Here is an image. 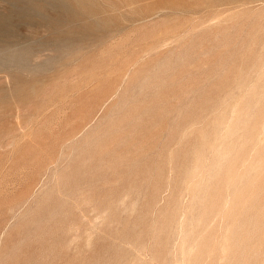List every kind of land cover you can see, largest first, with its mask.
<instances>
[{
	"label": "rangeland",
	"instance_id": "1",
	"mask_svg": "<svg viewBox=\"0 0 264 264\" xmlns=\"http://www.w3.org/2000/svg\"><path fill=\"white\" fill-rule=\"evenodd\" d=\"M114 1L0 2V264H264V0Z\"/></svg>",
	"mask_w": 264,
	"mask_h": 264
},
{
	"label": "bare ground",
	"instance_id": "2",
	"mask_svg": "<svg viewBox=\"0 0 264 264\" xmlns=\"http://www.w3.org/2000/svg\"><path fill=\"white\" fill-rule=\"evenodd\" d=\"M18 1H19V0H18ZM35 1H36V0H35ZM43 1H44V0H43ZM48 1H49V0H48ZM55 1H56V0H55ZM89 1H90V0H89ZM112 1H113V0H112ZM115 1H116V0H115ZM115 1H114V2H115ZM129 1H130V0H129ZM218 1H220V0H218ZM218 1L216 2V4L218 3ZM226 1H227V0H226ZM232 1H233V0H232ZM248 1H249V0H248ZM0 2H1V0H0ZM2 2H3V1H2ZM20 2H21V1H20ZM20 2H19V3H20ZM23 2H24V1H23ZM25 2H26V1H25ZM110 2H111V0H110ZM133 2H134V1H133ZM212 2H213V0H212ZM221 2H222V3H223V2L225 3L224 0H221ZM246 2H247V1H246ZM251 2H252V1H251ZM262 2H263V1H262ZM3 3H4V2H3ZM11 3H12V2H11ZM19 3H18V4H19ZM27 3H28V2H27ZM42 3H43V2H42ZM50 3H51V2H50ZM103 3H104V1H103ZM111 3H112V2H111ZM135 3H136V2H135ZM229 3H234V2H229ZM229 3H228V4H229ZM235 3H236V2H235ZM235 3H234V4H235ZM249 3H250V2H249ZM252 3H253V2H252ZM0 4H2V3H0ZM20 4H21V3H20ZM30 4H31V3H30ZM37 4H38V3H37ZM44 4H45V3H44ZM115 4H116V3H115ZM115 4H114V5H115ZM125 4H126V3H125ZM212 4H213V3H212ZM212 4H211V5H212ZM218 4H219V3H218ZM243 4H245V3L243 2ZM250 4H251V3H250ZM2 5H3V4H2ZM4 5H5V3H4ZM26 5H28V4H26ZM100 5H101V4H100ZM100 5H99V6H100ZM105 5H106V4H105ZM107 5H108V4H107ZM120 5H121V4H120ZM211 5H210V6H211ZM237 5H238V4H237ZM246 5H248V4H246ZM33 6H35V5H33ZM41 6H44V5H41ZM46 6H48V5H46ZM81 6L83 7V5H81ZM96 6H98V5H96ZM102 6H103V5H102ZM131 6H132V5H131ZM213 6H214V5H213ZM2 7H3V6H2ZM8 7H9V6H8ZM11 7H12V6H11ZM27 7H28V6H26V8H27ZM50 7L52 8V6H50ZM53 7H54V6H53ZM214 7H215V6H214ZM233 7H234V6H232V8H233ZM235 7H236V6H235ZM237 7H238V6H237ZM21 8H22V6H21ZM21 8H20V9H21ZM23 8H24V7H23ZM37 8H38V7H37ZM41 8H42V7H41ZM61 8H62V7H61ZM77 8H78V7H77ZM110 8H111V7H110ZM124 8H125V7H124ZM133 8H134V6H133ZM133 8H132V9H133ZM138 8H140V7H138ZM242 8H244V7H242ZM6 9H7V8H4V10H6ZM16 9L18 10L17 7H16ZM34 9H35V8H34ZM57 9H58V8H57ZM83 9H84V8H83ZM97 9L99 10V8H97ZM100 9H101V8H100ZM126 9H127V7H126ZM244 9H245V8H244ZM2 10H3V9H2ZM4 10H3V11H4ZM14 10H15V8H14ZM40 10H41V9H40ZM49 10H50V9H49ZM64 10H65V9H64ZM68 10H69V9H68ZM103 10H104V9H103ZM113 10H114V9H113ZM116 10H117V9H116ZM18 11H19V10H18ZM36 11H37V10H36ZM36 11H35V12H36ZM81 11H82V10H81ZM83 11H85V10H83ZM105 11H107V9H106ZM117 11H118V10H117ZM38 12H39V11H38ZM40 12H41V11H40ZM42 12H43V11H42ZM42 12H41V14H42ZM58 12H59V11H58ZM58 12H57V13H58ZM72 12H73V11H72ZM100 12H101V11H100ZM107 12H108V11H107ZM131 12H132V11H131ZM133 12H134V11H133ZM135 12H136V11H135ZM1 13H3V12H1ZM4 13H5V12H4ZM8 13H10V12H8ZM8 13H7V14H8ZM27 13H28V12H27ZM55 13H56V11H55ZM69 13H70V12H69ZM83 13H84V12H83ZM87 13H88V12H87ZM142 13H143V11H142ZM155 13L157 14V12H155ZM28 14H29V13H28ZM30 14H33V13L30 12ZM60 14H61V13H60ZM70 14H71V13H70ZM103 14H104V12H103ZM11 15H12V14H11ZM43 15H44V14H43ZM47 15H48V14H47ZM71 15H72V14H71ZM78 15H79V14H78ZM123 15H124V14H123ZM140 15H141V14H140ZM26 16H27V14H26ZM48 16H49V15H48ZM76 16H77V15H76ZM89 16H90V13H89ZM91 16H92V15H91ZM91 16H90V17H91ZM114 16H115V15H114ZM153 16H154V14H153ZM42 17H43V16H41V18H42ZM44 17H45V16H44ZM49 17H50V16H49ZM61 17H62V16H61ZM64 17H65V16H64ZM66 17H67V16H66ZM66 17H65V18H66ZM77 17H78V16H77ZM92 17H93V19H94V16H92ZM142 17H143V16H142ZM34 18H35V17H34ZM39 18H40V17H39ZM50 18H51V17H50ZM67 18L69 19V17H67ZM83 18H84V16H83ZM126 18H127V15H126ZM131 18H132V17H130V20H131ZM150 18H151V17H150ZM6 19H7V18H6ZM15 19H19V20H20V18H16V17H15ZM21 19H22V18H21ZM42 19H44V18H42ZM46 19H47V18H46ZM87 19H88V18H87ZM99 19H100V18H99ZM106 19H107V18H106ZM116 19H118V18H116ZM145 19H146V18H145ZM9 20H10V19H9ZM31 20H32V19H31ZM39 20H40V19H39ZM47 20H48V19H47ZM53 20H55V19H53ZM58 20H59V18H58ZM62 20L64 21V19H62ZM69 20H70V19H69ZM94 20H96V19H94ZM132 20H134V19L132 18ZM132 20H131V21H132ZM143 20H144V19H143ZM143 20H142V21H143ZM149 20H150V19H149ZM151 20H152V19H151ZM3 21H4V20H3ZM5 21H6V20H5ZM7 21H8V20H7ZM7 21H6V22H7ZM14 21H16V20H14ZM23 21H24V20H23ZM80 21L83 22V19L80 20ZM88 21H89V20H88ZM91 21H92V20H91ZM105 21H106V20H105ZM111 21H112V20H111ZM116 21H117V20H116ZM44 22L47 23V21H44ZM56 22H57V21H56ZM60 22H61V21H60ZM60 22H58V23H60ZM73 22H74V21H73ZM84 22H85V21H84ZM93 22H96V21H93ZM122 22H123V21H122ZM4 23H5V22H4ZM40 23H41V22H40ZM68 23H69V22H68ZM87 23H89V22H87ZM101 23H103V21H101ZM116 23H117V22H116ZM132 23H134V21H133ZM143 23H144V22H143ZM27 24H28V23H27ZM29 24H30V23H29ZM47 24H48V23H47ZM49 24H50V23H49ZM52 24H53V23H52ZM78 24H79V23H78ZM113 24H115V23H113ZM3 25H5V24H3ZM10 25H11V24H10ZM16 25H17V24H16ZM18 25H19V24H18ZM32 25H33V24H32ZM41 25H42V24H41ZM41 25H40V26H41ZM56 25H59V24H56ZM83 25H84V24H83ZM69 26H70V25H69ZM71 26H72V25H71ZM84 26H85V25H84ZM86 26H87V25H86ZM109 26H110V25H109ZM34 27H35V26H34ZM50 27H51V25H50ZM66 27H67V26L65 25L64 29H66ZM72 27H73V26H72ZM124 27H125V25H124ZM7 28H8V27H7ZM16 28H18V27H16ZM37 28H39V27H37ZM51 28H52V30H53V29H54V30L57 29L56 27H55V28L51 27ZM60 28H61V27H60ZM101 28H106V29H107V27H103V26H102ZM110 28H111V27H110ZM117 28H118V27H117ZM122 28H123V27H122ZM39 29H40V28H39ZM42 29H43V28H42ZM64 29H63V30H64ZM82 29H84V27H83ZM106 29H105V30H106ZM92 30H93V29H92ZM108 30H109V29H108ZM119 30H120V29H119ZM121 30H122V29H121ZM8 31H9V30H8ZM39 31H40V30H39ZM75 31H76V30H75ZM75 31H74V32H75ZM78 31H79V30H78ZM81 31H82V30H81ZM90 31H91V30H90ZM94 31H96V30H94ZM117 31H118V29H117ZM5 32H7V30H6ZM50 32H51V30H50ZM60 32H61V31H60ZM60 32H59V33H60ZM71 32H72V31H71ZM88 32H89V31H88ZM103 32H104V31H103ZM118 32H119V31H118ZM48 33H49V32H48ZM56 33H57V32H56ZM77 33H78V32L76 31V35H77ZM80 33H83V31L80 32ZM115 33H116V32H115ZM119 33H120V32H119ZM10 34H11V33H10ZM39 34H40V33H39ZM60 34H61V33H60ZM60 34H59V35H60ZM62 34H63V32H62ZM83 34H84V33H83ZM85 34H86V32H85ZM85 34H84V35H85ZM91 34H92V32H91L89 35H91ZM100 34H101V32H100ZM52 35H53V34H52ZM72 35H73V34H72ZM74 35H75V34H74ZM76 35H75V36H76ZM105 35H106V34H105ZM112 35H113V34H112ZM9 36H11V35H9ZM12 36H13V35H12ZM28 36H29V35H28ZM28 36H27V37H28ZM36 36H37V34H36ZM61 36H62V35H61ZM63 36H64V34H63ZM63 36H62V38H63ZM67 36H68V35H67ZM81 36H82V35H81ZM81 36H80V38H81ZM98 36H99V33H98ZM106 36H107V35H106ZM13 37H14V36H13ZM18 37H19V36H18ZM21 37H22V36H21ZM24 37H25V36H24ZM40 37H41V36H40ZM54 37H55V36H54ZM58 37H59V36H58ZM77 37H79V36H77ZM77 37H76V38H77ZM84 37H85V36H84ZM88 37H89V36H88ZM102 37H104V36H102ZM14 38H15V37H14ZM25 38H26V37H25ZM25 38H24V39H25ZM32 38H33V37H32ZM46 38H47V37H46ZM62 38H61V39H62ZM66 38H67V37H66ZM86 38H87V37H86ZM99 38H100V37H99ZM17 39H18V38H17ZM71 39H72V38H71ZM83 39H84V38H83ZM87 39H88V38H87ZM100 39H101V38H100ZM100 39H99V40H100ZM11 40H12V39H11ZM21 40H22V39H21ZM27 40H28V39H26V41H27ZM32 40H35V39H32ZM42 40L44 41V39H42ZM73 40H74V39H73ZM104 40H105V39H104ZM14 41H15V40H14ZM14 41H13V42H14ZM18 41H20V40H18ZM24 41H25V40H24ZM38 41H40V40H38ZM53 41H54V40H53ZM79 41H80V40H78L77 44H79ZM86 41H87V40H86ZM90 41H91V40H90ZM92 41H93V40H92ZM94 41L96 42V40H94ZM102 41H103V40H102ZM2 42H7V41H2ZM8 42H9V41H8ZM8 42H7V43H8ZM29 42H30V41H29ZM46 42H48V41H46ZM46 42H45V43H46ZM58 42H59V41H58ZM69 42H70V41H69ZM73 42H74V41H73ZM73 42H71V43H73ZM88 42H89V41H88ZM95 42H94V45H95ZM97 42H98V41H97ZM20 43H22V42H20ZM23 43H24V42H23ZM23 43H22V44H23ZM38 43H39V42H38ZM43 43H44V42H43ZM56 43H57V41L55 42V45H56ZM59 43H60V42H59ZM75 43H76V42H75ZM80 43H81V42H80ZM83 43H84V42H82V44H83ZM86 43H87V42H86ZM10 44H11V42H10ZM14 44L16 45V44H18V43H14ZM61 44H62V43H61ZM61 44H60V47H61ZM77 44H75V45H77ZM82 44H81V45H82ZM91 44H92V43H91ZM3 45H4V44H3ZM5 45H6V44H5ZM12 45H13V44H12ZM15 45H14V46H15ZM19 45H20V44H19ZM33 45H34V44H33ZM55 45H54V46H55ZM57 45H58V44H57ZM66 45H67V44H66ZM81 45H80V46H81ZM83 45H84V44H83ZM89 45H90V44H89ZM9 46H10V45H9ZM9 46H6V47H9ZM22 46H25V45H22ZM22 46H21V47H22ZM26 46H29V45H26ZM46 46H47V45H46ZM62 46H64V47H63V49H64V48H65V44H63ZM86 46H87V48H86V47H85V48L83 47V51H84V49H86V50L88 49L89 46H88V45H86ZM0 47H1V46H0ZM2 47H3V46H2ZM19 47H20V46H19ZM37 47H38V46H37ZM41 47H42V46H41ZM57 47H58V46H57ZM57 47H56V48H57ZM76 47H79V46H75V48H76ZM10 48H12V47H10ZM32 48H33V47H32ZM35 48H36V47H35ZM54 48H55V47H54ZM71 48H72V47H71ZM71 48H70V49H71ZM81 48H82V47H81ZM5 49L7 50V48H5ZM8 49H9V48H8ZM52 49H53V48H52ZM52 49H51V50H52ZM58 49H59V47H58ZM58 49H57L56 51H58ZM68 49H69V47H68ZM18 50H19V49H17V51H18ZM24 50H25V49H24ZM65 50H66V48H65ZM0 51H1V50H0ZM3 51H4V50H3ZM8 51H9V50H8ZM25 51H26V50H25ZM29 51H30V50H29ZM29 51H28V52H29ZM38 51H40V50H38ZM43 51H45V50H43ZM53 51H54V50H53ZM56 51H55V52H56ZM60 51H61V50H60ZM77 51H78V50H77ZM79 51H80V50H79ZM79 51H78V52H79ZM9 52H10V51H9ZM9 52H8V54H9ZM15 52H16V50H15ZM19 52H21V51L19 50ZM30 52H31V51H30ZM66 52H67V51H65V53H66ZM68 52H72V51L69 50ZM80 52H82V51H80ZM4 53H5V51H4ZM17 53H18V52H16V54H17ZM52 53H53V52H52ZM58 53H59V51H58ZM58 53H57V54H58ZM65 53H64V51H63V54H65ZM74 53L77 54L76 51H75ZM37 54H38V53H37ZM41 54H42V53H41ZM43 54H44V53H43ZM61 54H62V52H61ZM61 54L59 55V57L61 56ZM63 54H62V55H63ZM68 54H69V53H68ZM4 55H5V54H4ZM9 55H11V54H9ZM19 55H20V57H21V55H23V53H21V54H19ZM19 55H18V56H19ZM78 55H80V54H78ZM82 55H83V54H82ZM24 56H25V55H24ZM64 56H67V55H64ZM5 57H9V56H5ZM27 57H29V56L27 55ZM27 57H26V59H27ZM47 57H48V56H47ZM50 57H51V56H50ZM56 57H57V56H56ZM59 57H58V58H59ZM62 57H63V56H62ZM0 58H1V57H0ZM9 58H10V57H9ZM9 58H8V59H9ZM23 58H24V57H23ZM74 58H76V57H74ZM29 59H30V58H29ZM46 59H47V58H46ZM52 59H53V58H52ZM54 59H55V58H54ZM63 59H65V58H63ZM72 59H73V58H72ZM32 60H33V59H32ZM61 60H62V59H61ZM70 60H71V59H70ZM70 60H69V61H70ZM9 61H10V60H9ZM13 61H14V60H13ZM20 61H21V59H20ZM43 61L46 62V60H43ZM58 61H59V59H58ZM72 61H73V60H72ZM2 62H3V61H2ZM11 62H12V61H11ZM14 62H15V61H14ZM32 62H33V61H32ZM37 62H38V61H37ZM39 62H40V61H39ZM54 62H55V61H54ZM54 62H53V63H54ZM5 63H6V62H5ZM29 63H31V62H28V64H29ZM48 63H49V62H47L46 64H48ZM61 63H62V62H61ZM70 63H71V62H69V64L66 63V65H69V66H70V65H71ZM7 64H8V63H7ZM23 64H24V63H23ZM26 64H27V63H26ZM31 64H32V63H31ZM39 64H40V63H39ZM39 64H38V65H39ZM42 64H45V63L42 62ZM51 64H52V62L50 63V67H51ZM54 64H55V63H54ZM56 64H57V63H56ZM73 64H75V63H73ZM14 65H16V64H14ZM20 65H21V64H20ZM32 65H34V64H32ZM58 65H59V64H58ZM63 65H65V64H63ZM1 66H2V65H1ZM21 66H22V65H21ZM34 66H35V65H34ZM39 66H40V65H39ZM39 66H38V67H39ZM53 66H54V65H53ZM61 66H62V65H61ZM42 67H43V66H42ZM44 67H46V66H44ZM50 67H49V68H50ZM72 67H73V66H72ZM5 68H6V67H5ZM8 68H10V67H8ZM35 68H36V67H35ZM32 69H33V68H32ZM67 69H68V68H67ZM17 70H18V69H17ZM0 71H1V70H0ZM9 71H11V70H9ZM27 71H28V70H27ZM35 71H36V70H35ZM35 71H34V72H35ZM42 71H46V70H42ZM52 71H53V70H52ZM59 71H61V70H59ZM1 72H2V71H1ZM4 72H5V71H4ZM18 72H19V71H18ZM10 73H11V72H10ZM28 73H29V71H28ZM48 73H49V72H48ZM58 73H59V72H58ZM29 74H31V72H30ZM32 74H33V73H32ZM38 74H39V73H38ZM38 74H37V75H38ZM41 74H42V73H41ZM59 74H60V73H59ZM8 75H9V74H8ZM12 75H13V74H12ZM51 75H52V74H51ZM51 75H50V76H51ZM47 76H49V75H47ZM47 76L45 75V77H47ZM59 76H60V75H59ZM12 77H13V76H12ZM12 77H11V78H12ZM33 77H34V76H33ZM42 77H43V76H42ZM45 77H43L42 79H44ZM9 78H10V77H9ZM11 78H10V80H11ZM34 78H35V77H34ZM14 79L17 80L18 78H15V77H14ZM35 79H36V78H35ZM42 79H41V80H42ZM46 79H47V78H46ZM49 79H50V77H49ZM24 80H26V79H24ZM24 80H23V81H24ZM57 80H58V79H57ZM18 81H20V80H17V82H18ZM34 81H35V80H34ZM9 82H10V81H9ZM11 82H12V81H11ZM36 82H37V80H36ZM36 82H35V83H36ZM47 82H48V79H47ZM54 82H55V81H54ZM11 84H12V83H11ZM38 84H39V83H37V85H38ZM18 85H20V83H19ZM18 85H17V86H18ZM14 86H15V85H14ZM17 86H16V87H17ZM31 86H32V85H31ZM26 87H27V86H26ZM39 87H40V86H39ZM12 88H13V87H12ZM7 89H8V88H7ZM4 90H5V88H4ZM34 90H35V89H34ZM35 91H36V90H35ZM108 92H109V91H108ZM115 92H116V91H115ZM5 93H6V92H5ZM30 93H31V92H30ZM8 95H9V93H8ZM4 96H5V95H4ZM12 96H13V95H12ZM29 98H30V96L28 97V99H29ZM30 99H31V98H30ZM24 101H26V100H24ZM259 101H260V100H259ZM249 114H250V113H249ZM255 119H257V118H255ZM255 123H257V122H255ZM255 125H256V124H255ZM247 126H248V125H247ZM254 127H255V126H254ZM253 131H254V130H253ZM240 141H241V140H240ZM247 143H249V142H247ZM247 143H246V144H247ZM241 150H242V149H241ZM233 151H234V150H233ZM227 152H228V151H227ZM243 153H244V152H243ZM228 154H229V153H228ZM230 155H231V154H230ZM241 155H242V154H241ZM244 155H245V154H243L242 156H244ZM226 156H227V155H226ZM232 156H233V155H232ZM242 156H241V158H242ZM238 157H239V156H238ZM236 158H237V157H236ZM236 158H234L235 161H236ZM229 159H230V158H229ZM231 159H232V158H231ZM242 159H243V158H242ZM242 159H241V161H242ZM220 162H221V161H220ZM234 165H235V164H234ZM235 167H236V166H235ZM228 168H229V167H228ZM231 169H232V168H231ZM224 170H225V169H224ZM226 170H227V169H226ZM233 170H234V169H233ZM228 171H229V170H228ZM231 171H232V170H231ZM224 172H226V171H224ZM263 172H264V171H263ZM231 173H232V172H231ZM263 174H264V173H263ZM263 174H262V176H259V177L262 178V177L264 176ZM230 175H231V174H230ZM221 176H222V175H221ZM223 176H224V174H223ZM257 176H258V175H257ZM238 177H239V176H238ZM226 178H227V177H226ZM253 179H254V178H253ZM253 179H252V180H253ZM257 179H258V178H257ZM263 179H264V177H263ZM263 179H262V180L260 179V181H263ZM247 181H249V179H247ZM253 181H254V180H253ZM256 182H257V181H256ZM258 182H259V181H258ZM258 182H257V183H258ZM238 183H239V182H238ZM244 183H245V182H244ZM248 183H249V182H248ZM259 183H260V182H259ZM259 183H258V185H259ZM261 183H262V182H261ZM261 183H260V185H261ZM233 184H234V183H233ZM246 184H247V183H246ZM230 185H231V184H230ZM249 185H250V184H249ZM255 185H257V184H255ZM262 185H263V183H262ZM245 187L247 188L248 185L245 186ZM263 187H264V185H263ZM257 189H259V188H257ZM257 189H256V191H257ZM261 189H263V188H261ZM261 189H259V190H261ZM244 190H245V189H244ZM244 190H243V191H244ZM263 190H264V189H263ZM241 191H242V190H241ZM244 192H247V191H244ZM246 194H247V193H246ZM246 194H245V195H246ZM236 195H237V194H236ZM239 195H240V194L238 193L237 196H239ZM248 195H249V191H248ZM240 196L242 197V192H241V195H240ZM244 197H246V196H244ZM244 197H243V198H244ZM253 197H254V196H253ZM235 198H239V197H235ZM243 198H242V199H243ZM243 200H246V198H244ZM249 200H250V199H249ZM249 200H248V202H249ZM233 201H234V200H233ZM239 201H240V205H241V203H242L241 200H238V202H236V201H235V202H236V204H237V203H239ZM235 202H234V203H235ZM246 202H247V201H246ZM253 202H254V201H253ZM243 203H244V202H243ZM249 204H250V203H249ZM231 205H232V204H231ZM233 205H234V204H233ZM240 205H239V206H240ZM244 205H245V204H244ZM239 206H238V207H239ZM248 206H249V205H248ZM230 207H231V206H230ZM236 207H237V206H236ZM236 207H235V208H236ZM231 208H232V207H231ZM235 208H234V206H233V209H234V210H235ZM240 208H241V206H240ZM242 208H243V207H242ZM244 208H245V207H244ZM237 209H238V208H237ZM238 210H239V209H238ZM238 210H237V211H238ZM243 210H244V209H243ZM228 211H229V210H228ZM227 213H228V212H227ZM230 213H231V211H230ZM233 213H234V212H233ZM236 213H237V212H236ZM231 215H232V214H231ZM231 215H230V216H231ZM231 217H232V216H231ZM231 217H230V218H231ZM232 218H234V217H232ZM230 220H232V219H230ZM233 222H234V221H233ZM231 223H232V222H231ZM245 228H246V227H245ZM244 231H245V230H244ZM240 235H241V234H240ZM243 235H244V234H243ZM245 238H246V237H245ZM238 239H239V238H238ZM187 242H188V241H187ZM200 247H201V246H200ZM239 248H240V247H239ZM194 250H195V249H194ZM238 251H239V250H238ZM196 253H198V252H196ZM196 253H194V254H196ZM194 258H196V256H195ZM199 259H200V257H199ZM199 259H198V263H199ZM195 261H196V260H195Z\"/></svg>",
	"mask_w": 264,
	"mask_h": 264
}]
</instances>
